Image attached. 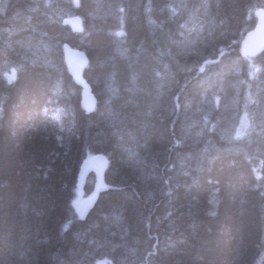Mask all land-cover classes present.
<instances>
[{"label": "trees", "instance_id": "trees-1", "mask_svg": "<svg viewBox=\"0 0 264 264\" xmlns=\"http://www.w3.org/2000/svg\"><path fill=\"white\" fill-rule=\"evenodd\" d=\"M91 1H67L80 32L52 0L1 4L0 264H264V137L222 139L211 120L254 105L264 49L247 57L239 43L264 0H120L122 27ZM65 42L88 57L91 112ZM213 67L224 82L207 91ZM205 98L211 115L197 112ZM97 153L108 188L80 219L76 201L95 191L91 171L77 185L80 164Z\"/></svg>", "mask_w": 264, "mask_h": 264}, {"label": "rangeland", "instance_id": "rangeland-1", "mask_svg": "<svg viewBox=\"0 0 264 264\" xmlns=\"http://www.w3.org/2000/svg\"><path fill=\"white\" fill-rule=\"evenodd\" d=\"M3 1L4 0H0V10H3V6H1ZM67 1L68 0H52L51 6H50V8L52 10V14L54 16H62L63 15L62 11H64V14H65L64 17L68 16V14H73V12H69L68 13L69 6H68ZM69 3H71V5H72V0H69ZM78 3H79V0H78ZM122 3L123 2L120 1V0H102V2L101 1L97 2V0H95V1L89 2V4L92 7L93 6H99V5H101V7L106 6L105 8L107 9V11H104L103 13H106V14L114 16L115 18H118L119 21H120V26L121 27H122V23H123V19H122L123 11H122L120 5ZM115 4H116V6H115ZM91 6H89L87 3L85 4V7H86L85 8V12L87 13L88 16H91L93 14L92 13L93 9H92ZM94 15H96V17H97V14H94ZM190 16H191V14L188 15V17H190ZM188 17L186 19H188ZM188 26L189 25H187L186 27H188ZM114 34L118 38L121 39V31L120 30L115 32ZM184 38H185V36H184ZM184 38H183V40H184ZM187 39L189 41L188 43H190L191 41L192 42L194 41L195 37L194 36L192 38L188 37ZM188 43L186 42L185 44L187 46H189ZM33 52H35L34 54L37 56L38 53H39V50L36 49ZM13 68H14V66L13 65L11 66V64L9 65V63H8V65L6 64L4 66V69H3L2 73L3 74L9 73L10 70H12ZM221 69L222 68L217 70V67H213L212 69H209L206 72V74H208V75L205 74L204 79H200L201 82H202V80H203V82L206 81L207 91H210L211 89H214V88L222 90L221 86L223 85V83H221V80L224 82V79L223 78L220 79L219 83L217 81H213V78H215V76L217 77V76H219L221 74V71H222ZM226 81H228V80H226ZM226 84L232 91H235L234 95H238V89L233 88L229 81ZM252 87H254V89L251 92L250 97L247 98V99H249V101L251 100L250 103L253 102L254 105L250 106L246 110L238 111L239 110V108H237L238 104L234 100L233 109H230L231 111L229 112L230 113L229 116H226L224 114V112H226L227 109L223 106V107H221V110H223V111H221L219 114L217 113L215 115V118H212V119L210 118L211 120L215 121V123H216V129L215 130L220 135L219 136L220 138L226 139V140H233L234 137L238 138L239 136H243V135L249 134L251 132H254L253 133V138L259 139V138H263L264 137L263 136L264 134L260 135V133L264 132V74L262 75V77L259 78L258 82L253 84ZM212 94H211V97L213 96ZM211 99L205 98V100L203 102V106L199 107V108H202V109H200L197 112L202 111V112L206 113V115H211V113L213 114V111H212V109H213V101ZM216 100H217V96L215 95V101ZM191 120L193 121L194 119H191ZM237 138H235V139H237ZM85 180H86V178H85ZM85 180H84V182H85ZM81 186H80V188H81ZM82 193L84 195V196L80 195L82 199H85V198L91 197V196L96 197V194H97L96 191H92V192H89L87 194H84V192H82Z\"/></svg>", "mask_w": 264, "mask_h": 264}, {"label": "water", "instance_id": "water-1", "mask_svg": "<svg viewBox=\"0 0 264 264\" xmlns=\"http://www.w3.org/2000/svg\"><path fill=\"white\" fill-rule=\"evenodd\" d=\"M253 15L256 19L255 25L244 34L239 44L240 52L250 57L258 55L264 49V8H256ZM66 21L70 22L74 29L81 30L79 20L69 18ZM64 59L66 65L74 72L75 81L83 88L82 93L86 109H90L93 104V98L90 94L89 86L81 77L87 64L86 58L81 52L65 47ZM107 165L108 160L106 156L102 154H95L83 160L80 164L81 174L79 175L77 185L81 186L84 182L85 174L91 171L97 179L96 190H105L106 186L102 183V179ZM92 203V198L81 199L75 203V208L79 214L83 213L85 215L92 206Z\"/></svg>", "mask_w": 264, "mask_h": 264}, {"label": "bare ground", "instance_id": "bare-ground-1", "mask_svg": "<svg viewBox=\"0 0 264 264\" xmlns=\"http://www.w3.org/2000/svg\"><path fill=\"white\" fill-rule=\"evenodd\" d=\"M126 1V0H125ZM119 2V1H118ZM123 2V1H122ZM72 3H73V5L74 6H78V0H72ZM130 4V3H129ZM197 4V0H193L192 1V7L193 6H195ZM115 6H116V4H115ZM121 6V5H120ZM119 7V6H118ZM122 7V6H121ZM132 8V7H131ZM118 9V8H117ZM119 10V9H118ZM188 12V11H187ZM186 12V13H187ZM185 14V13H184ZM186 15V14H185ZM187 16V15H186ZM69 18H74V19H77V20H79L80 21V25H81V30L83 29V26H82V18H81V16L80 15H78V14H75V13H73V14H68V16H66V17H64L63 19H62V22L64 23V24H66V25H68V26H70V28L72 29V31H74V32H80L81 30H78V29H74L73 28V26L71 25V23L70 22H68V21H66V20H68ZM184 18H185V16H184ZM183 18V19H184ZM180 20H182V18L181 19H179V21ZM183 21V20H182ZM184 23V22H183ZM186 23H188V22H186ZM183 25V24H182ZM181 26V25H180ZM183 27V26H182ZM117 28V27H116ZM119 29V28H118ZM114 35V34H113ZM182 35H184L183 33H182ZM244 36V35H243ZM115 37V36H114ZM186 38V37H185ZM243 38V37H242ZM116 42H118L119 44H118V46H121L122 47V44H124L122 41H121V39L120 38H116ZM192 42V41H191ZM180 43V42H179ZM186 43V42H185ZM192 44H193V42H192ZM240 44V43H239ZM176 45V44H175ZM116 46H117V44H116ZM115 46V47H116ZM117 46V47H118ZM190 46V45H189ZM65 47H68V48H70V49H74V50H77V51H79V52H81L83 55H84V57L86 58V60H87V64H86V67H87V65H88V57H87V55H86V53L83 51V50H81V49H79V48H75V47H73V46H71V45H69L68 43H63V45H62V52H63V59H64V52H65ZM189 48V47H188ZM120 54V53H119ZM178 59V58H177ZM124 60V59H123ZM64 62H65V59H64ZM10 64V63H9ZM65 65H66V63H65ZM190 65V64H189ZM12 66V65H11ZM16 67V66H15ZM85 67V68H86ZM189 67V66H188ZM66 68H67V70H68V72L70 73V75L72 76V78H73V80H74V82L80 87V89H81V106L83 107V109L85 110V111H87V112H91V111H89V108L88 109H86V106H85V103H84V98H83V93H82V90H83V88L75 81V74H74V72L66 65ZM85 68H84V70H85ZM84 70H83V72H82V74H81V77H82V80L83 81H85V83L89 86V88H90V94L92 95V98H93V104H92V106H91V108H95V104H96V99H95V96H94V94H93V92L91 91V86H90V84L87 82V80L85 79V77H84ZM15 72H16V70H15ZM93 111V110H92ZM97 154H102V153H97ZM102 155H104V154H102ZM106 156V155H105ZM106 158H107V156H106ZM87 159V158H86ZM107 160H108V158H107ZM83 162V161H82ZM107 168V167H106ZM106 170V169H105ZM90 172V171H89ZM89 172H87L86 174H85V177H84V180H85V178H86V176H87V174L89 173ZM81 174V168H79V172H78V180H79V175ZM78 180H77V183H78ZM94 189H95V191H96V193H99V192H102V191H97L96 190V183H97V179H96V177L94 176ZM84 183V182H83ZM102 183H104V185L106 186V189L108 188L107 187V185L105 184V181H104V177H103V179H102ZM105 189V190H106ZM104 191V190H103ZM88 198H92L93 199V203H92V206L89 208V210L93 207V205H94V201H95V198L96 197H93V196H91V197H87V198H85V199H88ZM76 209V208H75ZM88 210V211H89ZM76 211H77V209H76ZM77 213L79 214V212L77 211ZM88 213V212H87ZM86 213V214H87ZM85 214V215H86ZM80 215V214H79ZM84 215V216H85Z\"/></svg>", "mask_w": 264, "mask_h": 264}, {"label": "snow or ice", "instance_id": "snow-or-ice-1", "mask_svg": "<svg viewBox=\"0 0 264 264\" xmlns=\"http://www.w3.org/2000/svg\"><path fill=\"white\" fill-rule=\"evenodd\" d=\"M15 78H16V77H15V73H13V76H12V78H10V79L8 80V83H9V84L14 83ZM92 110H94V109H93V108H90V109H89V111H92ZM55 118L58 119L59 117L56 116ZM256 178H257L258 180L261 179L260 176H259V177H256ZM210 215H215V212L210 213ZM83 218H84V214L81 213V214H80V219H83ZM66 230H67V226L65 227V231H66ZM105 264H108V262L106 261Z\"/></svg>", "mask_w": 264, "mask_h": 264}]
</instances>
